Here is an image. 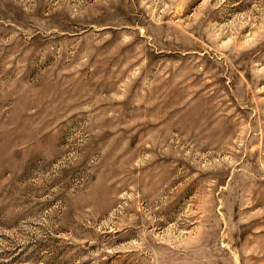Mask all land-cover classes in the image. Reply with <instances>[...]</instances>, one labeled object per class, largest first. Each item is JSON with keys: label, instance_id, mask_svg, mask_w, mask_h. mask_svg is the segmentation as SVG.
Wrapping results in <instances>:
<instances>
[{"label": "rangeland", "instance_id": "374dc122", "mask_svg": "<svg viewBox=\"0 0 264 264\" xmlns=\"http://www.w3.org/2000/svg\"><path fill=\"white\" fill-rule=\"evenodd\" d=\"M0 264H264V0H0Z\"/></svg>", "mask_w": 264, "mask_h": 264}]
</instances>
